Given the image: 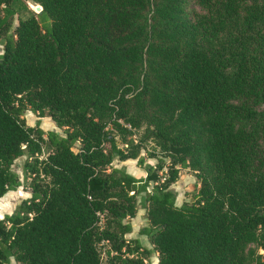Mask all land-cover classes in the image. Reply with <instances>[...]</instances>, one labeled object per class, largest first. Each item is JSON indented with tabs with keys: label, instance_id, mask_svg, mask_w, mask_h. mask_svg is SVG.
<instances>
[{
	"label": "trees",
	"instance_id": "1",
	"mask_svg": "<svg viewBox=\"0 0 264 264\" xmlns=\"http://www.w3.org/2000/svg\"><path fill=\"white\" fill-rule=\"evenodd\" d=\"M32 1L14 25L0 0V198L21 156L30 193L0 219V264H149L138 209L157 264H264V0ZM181 168L198 188L177 205Z\"/></svg>",
	"mask_w": 264,
	"mask_h": 264
},
{
	"label": "rangeland",
	"instance_id": "2",
	"mask_svg": "<svg viewBox=\"0 0 264 264\" xmlns=\"http://www.w3.org/2000/svg\"><path fill=\"white\" fill-rule=\"evenodd\" d=\"M192 7L194 6L197 10H199V7L195 4L191 3ZM12 7L15 9L16 13L13 18V24L16 25L18 22V19L21 17H27L29 15L36 14L40 7L37 3H35L32 0H12L11 3ZM1 48V46H0ZM23 120L26 125L34 126L36 122L39 120V125L44 131H56L60 135H64V129L61 127H58L55 122L48 116L39 118L37 114L26 111L23 114ZM144 128H142L139 131H133V135L131 138L135 141V143L139 146V153L141 156L144 157V163L145 164H156L157 163V157L158 155H163L161 152H159L158 147L156 146V142H153L151 139L145 138V132ZM153 155V156H152ZM157 155V157H156ZM26 156H21L17 158L13 165L11 166V170L18 174L20 178L21 185L16 190H10L8 191L3 197L0 198V219L5 214H11L17 205L21 203L24 199H27L30 197V193L27 192V183L29 181V178H25L24 176V161ZM165 161H168V158L165 159ZM113 165L119 168L126 169L128 173H134L133 168L136 165V160H125L120 161L115 159L113 161ZM166 169L162 170L160 174H164ZM145 174V172H144ZM196 173L191 169H183L181 168L179 170V176L178 179L170 186L171 189H173L177 196H176V204L180 205L183 201L187 200L192 192H194L198 188ZM138 201L140 200V197L137 198ZM132 224V231L131 233L127 234L128 238H134L137 237L143 245H145L147 248L151 251V256L148 258L149 264H157V252L154 249V245L151 243L150 238L148 235L142 234L141 229L145 227H149V222L146 218V210L145 209H138L136 216L131 219ZM99 250L102 255L103 261L106 260V250H107V244L106 243H100L99 244ZM11 264H17L13 258L10 259Z\"/></svg>",
	"mask_w": 264,
	"mask_h": 264
},
{
	"label": "crops",
	"instance_id": "3",
	"mask_svg": "<svg viewBox=\"0 0 264 264\" xmlns=\"http://www.w3.org/2000/svg\"><path fill=\"white\" fill-rule=\"evenodd\" d=\"M133 170H134V173H130V174H132L135 177H143L145 175L144 174L145 171L142 168L135 166Z\"/></svg>",
	"mask_w": 264,
	"mask_h": 264
}]
</instances>
